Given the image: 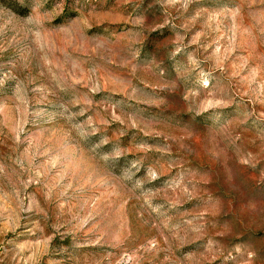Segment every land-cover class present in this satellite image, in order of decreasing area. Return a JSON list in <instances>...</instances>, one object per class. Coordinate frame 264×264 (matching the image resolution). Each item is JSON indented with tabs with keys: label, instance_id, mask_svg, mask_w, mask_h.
<instances>
[{
	"label": "rangeland",
	"instance_id": "1",
	"mask_svg": "<svg viewBox=\"0 0 264 264\" xmlns=\"http://www.w3.org/2000/svg\"><path fill=\"white\" fill-rule=\"evenodd\" d=\"M0 264H264V0H0Z\"/></svg>",
	"mask_w": 264,
	"mask_h": 264
}]
</instances>
